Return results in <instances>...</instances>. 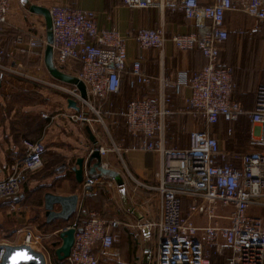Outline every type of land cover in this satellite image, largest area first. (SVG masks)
<instances>
[{
  "label": "built area",
  "instance_id": "1",
  "mask_svg": "<svg viewBox=\"0 0 264 264\" xmlns=\"http://www.w3.org/2000/svg\"><path fill=\"white\" fill-rule=\"evenodd\" d=\"M130 9L180 11L195 24V31L171 38L176 49L188 52L200 50L206 65L197 72L179 71L172 84L161 73L157 78L147 75L139 62H133L127 87L136 92L156 80L160 84L156 97L130 100L124 110L114 111L113 96L122 85V72L126 63L124 39L113 30L99 29L96 14L63 5L49 7L51 17L52 51L58 66L78 63L80 71L75 78L85 87L83 98L75 84L59 82L51 77L36 76L21 64H4V50L0 46V73L27 79L46 88L64 93L76 102L79 110L69 109L62 115L70 122L91 127L94 114L96 122L108 129L103 118H120L126 132L133 138V150L154 153L159 168L152 183L136 178L123 159L124 150L111 143L110 148L100 146L104 157L115 153L128 178L136 188L151 192L159 200V218L147 224L157 234L154 264H211L213 255L228 251L225 264H264V216L251 214L253 208L264 211V85L257 87L253 108L245 111L240 102L233 99L232 68L223 66L219 54L228 32L224 26L226 13L236 12L254 21L245 31L252 34L264 23V0H213L201 5L198 0H122ZM11 0H0V27L7 23ZM243 34V33H242ZM135 40L141 49L161 51L165 43L163 31L140 29ZM46 42L30 34L27 46L33 49ZM171 85L172 94L166 92ZM183 90L189 94L184 99L183 114L199 121L202 131L192 132L186 148H167V119L173 114L172 96H180ZM246 116L251 125L248 151L233 156L220 148L219 140L212 136L210 128L222 118L235 123ZM42 118L50 119L46 114ZM228 128L226 135L232 136ZM111 138V137H110ZM21 145L24 155L10 167L7 178L0 180V200L15 197L28 175L42 167L45 146L27 139ZM92 150L89 152V155ZM235 162L238 164L235 165ZM102 167L108 169L102 160ZM98 184L97 178L86 174L82 183L81 199L90 197ZM111 186V183L109 184ZM191 199L187 214L182 211V199ZM226 217L217 210H229ZM206 224H196L195 219ZM228 220L227 225L218 222ZM119 223L107 220L91 212L82 228H75L74 243L65 264H99L101 256L110 254ZM21 244L32 249L38 245L32 230L24 229Z\"/></svg>",
  "mask_w": 264,
  "mask_h": 264
},
{
  "label": "crops",
  "instance_id": "2",
  "mask_svg": "<svg viewBox=\"0 0 264 264\" xmlns=\"http://www.w3.org/2000/svg\"><path fill=\"white\" fill-rule=\"evenodd\" d=\"M13 1L15 2V0ZM17 1L22 9L16 7V5H12L11 1V9L7 23L0 28V46L4 47L6 51V63L21 64L25 69L39 77H50L45 66L47 30L43 17L30 13L29 6L34 5L49 9L52 5H63L73 9L93 12L96 14V23L99 29L113 30L120 34L125 42L126 63L121 80L123 88L117 95L113 96V109L116 112L124 110L126 104L132 99L156 97L159 92L160 84L156 80H153L152 84L148 87L138 88L136 92H132L127 87V80L133 62H139L142 71L154 78H157L162 72L165 73L170 84L173 83L177 72L198 70L205 63L198 52L179 51L171 41L173 36L192 33L196 29L194 22L185 18L180 11L171 12L167 9L160 10L157 8L130 9L123 5L122 0ZM158 1L155 0L156 4ZM171 1L179 2V0ZM198 2L201 5H210L213 0H198ZM24 10L26 11L25 16L22 15ZM23 16L27 21H25ZM244 17V15L236 12L226 13L224 26L227 31L229 33H236L238 30L243 29V26H247L250 21ZM140 29L163 31L166 40L163 49L161 51L141 49L135 40L136 33ZM30 34L36 35L37 38L45 41L46 44H39V46L29 49L27 41ZM257 43V40H250V38L244 36L229 37L224 42L219 54L220 62L230 65L233 69L232 80L235 85L233 99L240 102L243 109L247 112L253 108V94L256 86L264 85V65L259 64L254 66V59L250 57L253 54L257 59L259 58L258 63L264 60V40H260L258 47ZM258 51L259 53L257 54ZM52 61L59 71L69 76L75 77L81 69L78 63H68L64 66H58L56 63V55L53 51ZM11 81L12 77L0 74V180L8 177L11 165L24 155V150L21 145L22 140L28 139L33 142H43L45 144L48 138L46 132H50L53 128L55 129L56 124H64L60 126L65 131L67 129L73 130L78 126L83 127L85 129L84 132H86V138L92 144L85 124L70 122L62 117L70 109L67 106L68 98L66 96L62 99V104H60L59 108L49 113L48 116L51 117L50 119L42 118V114L46 113L44 111L40 112V117L37 114V110H35L33 117L30 116L32 113L27 111L33 108L23 110L25 114L20 116L18 105L13 106V102L6 100L2 94L3 90L7 89L6 87L13 88ZM16 91L21 93L19 89H16ZM166 92L172 94L171 85L167 88ZM188 94V90H183L180 96H172L171 109L173 114L167 119V148H186L190 134L203 130L199 121L193 120L189 115L183 114L182 112L184 99ZM27 113L30 115L27 116ZM121 121L118 117L110 118L115 139L118 145L124 150L123 159L128 170L141 181L148 183L154 182L156 172L159 168L158 156L154 153L131 149L130 146L134 140L126 132V128H123L121 124L123 121ZM213 128L214 126H212V130ZM60 134V129L55 130L51 136L54 140L50 144L46 143V152L43 158L45 157L46 159L45 166L48 169L57 163L55 159L59 154L56 153H64L61 149L65 148L70 150L64 142L57 141L54 143L56 141L55 136L57 135L58 137ZM234 135L235 131L234 134L232 133L233 137H228L225 133L216 134L215 136L219 140L220 148L224 149L225 146V150H228V152L240 151L244 153L248 151V136L246 137V142L244 141L242 145H239L236 143ZM95 139L99 146L107 148V144L101 138L98 137V139ZM109 143H112L111 138H109ZM49 151L60 152H51L48 155ZM77 159H73V162L76 163ZM102 160L109 170L118 174V177L116 180H113L111 177L97 178L98 184L90 197L81 199L82 185L77 186L78 183L75 181L74 173L68 176L67 179L61 180L59 184V179L65 175L63 169L60 173L56 174L57 178L54 177L56 185H52L47 193L60 196L77 194L79 202H81L80 205L82 206L86 203L88 214L91 212L98 213L100 216L102 214L104 216L103 218L107 220L118 218L120 222L118 228L114 230L115 240L110 252L112 254L110 259L114 262L113 264H154L157 234L156 230L147 226V224L155 223L159 218L158 197L151 192H146L135 187L133 182L128 178L124 168H121V162L115 153L108 152L102 157ZM68 164L69 168L73 167L72 164L70 165V162ZM237 164L235 162V165ZM110 183L111 186H109ZM99 190L103 191V195L100 196L101 202L94 207V204L90 200L95 202V197ZM19 198H15L12 202L1 204L5 206L3 210H6V213L11 216L17 211L21 212L22 204ZM2 208L0 206V215L3 211ZM139 209L143 211L141 212ZM252 211L255 210L252 209L250 211L251 214H253ZM228 212L230 213V209L225 211L217 210L216 214L226 217ZM255 214L264 216V211H256ZM218 222L222 225L229 223L224 218L219 219ZM195 223L206 224L205 220L203 221L199 218L195 219ZM59 232L58 230L57 234ZM57 242L60 243L58 235ZM209 254L211 264L212 260L214 261L213 264H225V257L229 256L230 253L226 250L220 255H213L210 250Z\"/></svg>",
  "mask_w": 264,
  "mask_h": 264
},
{
  "label": "rangeland",
  "instance_id": "3",
  "mask_svg": "<svg viewBox=\"0 0 264 264\" xmlns=\"http://www.w3.org/2000/svg\"><path fill=\"white\" fill-rule=\"evenodd\" d=\"M11 1L12 5H16V7L21 8V5L17 0H15V2L13 0ZM31 1L36 2L37 0ZM22 15H26L25 10ZM24 16L23 18L25 19ZM25 21H27V19H25ZM250 24L251 23H249L247 26H249ZM247 26L243 27L246 28ZM229 37L232 38L235 37V35L230 33ZM256 39L258 41L264 39V23L259 24V30L258 33H256ZM258 53L259 51L257 52V54ZM259 64L264 65V60L259 62L258 65ZM11 82L13 88L11 89L10 87H6L7 89H4L2 94L5 96L6 100L13 102V106L18 105L20 116H23V114H25V111L23 110H28L29 108H33L27 111L31 112L32 114L30 115L27 113V116L30 115L33 117V115L35 114V110H37V114H39V117L41 111H44L46 112L44 114L49 115V113L54 112L59 108L60 104H62V99L65 97L64 93L46 88L45 86L31 82L27 79L12 77ZM15 88L21 90V93L17 92ZM90 116L92 117L93 122L91 123L92 125L89 128L91 129V132L95 136V138H101V140L104 141L105 144H107V148L111 147V144L109 143L110 137L112 142L115 145H118L111 128L112 122H110V118H103L104 124L108 129L109 134H107L103 125L99 122H96V120L94 119L96 118L95 115L91 114ZM121 124L124 125L123 122ZM60 125L64 124H56L55 129L53 128L50 132H46L48 137L46 143L50 144L51 141L54 140V138L51 137L52 134L55 132V130L60 129L61 134L58 137L57 135L55 136L56 141H54V143L57 141L64 142V144H66L70 149H61L62 151H64V153H56L60 151L48 152V155H50L51 152L59 154V156L55 159L57 163H55L54 166L49 169V172H54L55 175L48 176V174L46 173L45 170L47 167L45 166L46 159L44 157L42 167L30 173L26 178L25 184L21 190V197L19 198V201L22 204L21 212L17 211L11 216L10 214L6 213V210H3L5 206L0 204V206L3 207V211L0 215V245H22L20 242L23 238V230L30 229L32 230L34 237L38 239V245L36 246V249L34 247V250L41 252L46 256L47 264H51L49 258L51 251H55V249L60 246V243L57 242L58 234L55 230L61 227V225L42 227V221H44L43 196L48 192L49 189H51L52 185H56V183L54 182V177L57 178L56 174H58L60 170L63 169L66 172V168H69V162L70 165L72 164V166H75V162H73V159H77L79 157L87 159L90 150H92L93 148L92 144L86 138V132H84L85 129L83 127L78 126L73 130L67 129V131H65V129H62ZM226 125V127L231 128L232 131L234 129V138H236L237 144L242 145L244 141L246 142L247 133L251 130V125L247 117H243L235 124ZM210 133H212V127L210 128ZM40 143H42L44 146L47 145L43 142ZM223 150H225V146ZM225 151L228 152V150ZM120 166L123 169L121 164ZM60 183L61 181H59V184ZM139 210H141V212L143 211L142 209ZM112 220H115L118 223L120 222L118 218ZM61 229L59 231H61ZM56 244H58L57 247ZM111 257V253L107 256H101V259H99L100 264H113L114 262L110 259Z\"/></svg>",
  "mask_w": 264,
  "mask_h": 264
},
{
  "label": "water",
  "instance_id": "4",
  "mask_svg": "<svg viewBox=\"0 0 264 264\" xmlns=\"http://www.w3.org/2000/svg\"><path fill=\"white\" fill-rule=\"evenodd\" d=\"M29 12L40 15L44 19L45 28L47 30V49L45 53V66L51 78L66 84H75L83 98L86 97L85 87L82 82L78 81L75 77L66 75L59 71L52 61V42L51 33V17L47 8L31 5ZM68 108L79 110L76 102L72 99L67 100ZM86 131L89 134V139L93 144L92 153L87 159L78 158L75 166L72 167L75 181L82 184L84 175L86 174L90 179L98 178V175L103 177H111L116 180L118 174L109 169L102 167V158L98 152V145L95 136L92 134L91 129L87 126ZM98 173V174H97ZM79 198L77 194L69 196H60L52 193H46L43 199L45 223L49 224L54 220L69 221L73 214L77 211ZM75 228L72 226L62 229L58 237L60 239V246L55 249L54 255L60 262L65 261L71 252L74 243ZM0 264H47L46 256L32 249L30 246L22 245H0Z\"/></svg>",
  "mask_w": 264,
  "mask_h": 264
},
{
  "label": "trees",
  "instance_id": "5",
  "mask_svg": "<svg viewBox=\"0 0 264 264\" xmlns=\"http://www.w3.org/2000/svg\"><path fill=\"white\" fill-rule=\"evenodd\" d=\"M245 18V17H244ZM246 19H249V21H250V25L249 26H247L246 28H243V29H240V30H238L236 33H232V34H234L235 36H237V37H247V38H250V40L251 39H253V40H257L256 39V33H258V31H256V32H254V33H252L251 35L250 34H248L245 30L246 29H250L252 26H253V23H254V21L253 20H250V18H247L246 17ZM224 21H225V18H224ZM0 28H2V26L0 27ZM228 32V31H227ZM243 33V34H242ZM229 35H230V33L228 32V36H227V39L226 40H228L229 39ZM261 40H264V39H261ZM258 41V40H257ZM260 43V40L258 41V43H257V47H258V44ZM3 48V50H4V56H3V63L4 64H6V65H8V64H10V63H6L5 61V57H6V54H5V49H4V47H2ZM191 51H196V52H198L201 56H202V58L204 59V61H205V63H204V65L200 68V69H198V70H194V71H189V72H197V71H200L205 65H206V60H205V58L203 57V55H202V53L200 52V50H198V49H194V50H191ZM256 56H257V54H256ZM251 58H253L254 59V66H257L258 65V61H259V58L257 59V57H254L253 56V54H252V56H250ZM256 59V60H255ZM222 64V63H221ZM223 66H226V67H230V65H226V64H222ZM233 70V69H232ZM1 74V73H0ZM12 77H14V76H12ZM233 85H234V81H233ZM258 86H260V85H258ZM258 86H256V88H255V90H254V94H253V96L255 95V91H256V89H257V87ZM234 87H235V85H234ZM233 87V92H234V88ZM123 88V86L121 85V89ZM120 89V90H121ZM120 92V91H119ZM232 97H233V94H232ZM245 117V116H244ZM236 123V122H235ZM235 123H228V122H225L222 118H220L219 120H218V122H217V124H215L214 125V128H213V130H212V136H214V137H216L217 138V136H215L216 134H223V133H225L226 134V131H227V129H228V127H226L227 125L226 124H235ZM123 125V124H122ZM123 128H125L124 127V125H123ZM233 128V127H232ZM123 130V129H122ZM233 131H234V129H233ZM250 132H251V130H250ZM250 132H248L247 133V136H248V140H249V137H250ZM248 143V142H247ZM228 154H229V161H233V156H235V155H240V154H242L241 152H238V151H232V152H228ZM68 169V170H67ZM66 172L64 171V173H65V175H64V177L63 178H60L59 179V181H61V180H65V179H67V177L68 176H70V175H73V171H72V168H66ZM46 173L48 174V176H51V175H55L54 174V172H49L50 170L48 169V168H46ZM61 171V170H60ZM60 171L58 172V173H60ZM46 174V175H47ZM98 174V173H97ZM45 176V175H44ZM47 176V177H48ZM99 177L98 178H102L103 176H101V175H98ZM44 178H46V177H44ZM25 184V183H24ZM24 184L21 186V189H20V192L15 196V197H13V198H11V199H6V200H0V204H5V203H7V202H12V201H14L15 200V198H19V196L21 195V190H22V188H23V186H24ZM82 185V184H81ZM77 186H80V184H77ZM103 195V191L102 190H99L98 191V193H97V196L95 197V202H92V200H90V202L92 203V204H94V207L95 206H97V205H99V202H101V199H100V196H102ZM91 199V198H90ZM190 202H191V199H189V198H183L182 199V211H183V214L184 215H186L187 214V208H188V205L190 204ZM81 204V202H79V205H78V208H77V211L75 212V214H73L72 215V217L69 219V221H67V222H65V221H62V220H54L53 222H51V223H49V224H46L45 223V217H44V221H42V227H49V226H52V225H61V227H59V228H57L55 231H58V230H60L61 228L63 229V228H65V227H68V226H72V225H75V227L78 229V228H82L85 224H86V222L88 221V219H89V214H88V211L86 210V203L85 204H83L82 206L80 205ZM102 204V203H101ZM81 206V207H80ZM255 211H252V213L254 214V215H260V214H255V212L256 211H260L261 209H258V208H253ZM263 211V210H262ZM43 216H44V208H43ZM102 216V215H101ZM102 217H104V216H102ZM114 245V244H113ZM58 246V244H56V247ZM50 262H51V264H64L65 263V261H63V262H60V261H58L57 259H56V257H55V255H54V251H51V253H50ZM100 259H101V257H100ZM213 260H212V264H213ZM99 264H100V262H99Z\"/></svg>",
  "mask_w": 264,
  "mask_h": 264
}]
</instances>
